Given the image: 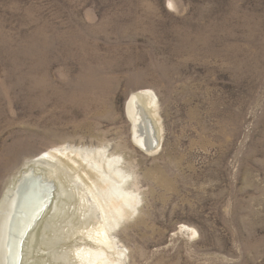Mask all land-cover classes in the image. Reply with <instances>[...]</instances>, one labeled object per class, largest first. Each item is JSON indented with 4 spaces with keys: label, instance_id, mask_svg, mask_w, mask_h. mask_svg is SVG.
I'll return each instance as SVG.
<instances>
[{
    "label": "rangeland",
    "instance_id": "374dc122",
    "mask_svg": "<svg viewBox=\"0 0 264 264\" xmlns=\"http://www.w3.org/2000/svg\"><path fill=\"white\" fill-rule=\"evenodd\" d=\"M138 92L152 153L125 113ZM70 148L105 151L118 192L41 165L56 199L26 264H264V0H0V201Z\"/></svg>",
    "mask_w": 264,
    "mask_h": 264
},
{
    "label": "bare ground",
    "instance_id": "6f19581e",
    "mask_svg": "<svg viewBox=\"0 0 264 264\" xmlns=\"http://www.w3.org/2000/svg\"><path fill=\"white\" fill-rule=\"evenodd\" d=\"M153 104H154V100L147 93L138 92L137 94H132L128 98L126 102V106H125L126 116L131 121V125H132V141L136 146H138L145 153H152L156 151L158 149L159 140H160L159 132L157 128L155 127L156 120L154 118V105ZM151 133H152V137H154L156 141V147L154 150H151L148 146L150 144L149 140H150ZM62 158L65 160V163L64 164L62 163V167H65L64 169H65L66 176L69 175L68 178H73L72 180L73 182L75 178L77 180L76 182L80 184L79 186L76 187V190H75L76 193L78 192L77 195L80 194L79 189H81V185H85V188H87L88 190L91 188L93 189V187L100 189V186H101L100 184L105 183V182H108L110 184L111 187L109 189L112 188V191L118 192V190H116L117 184L114 181L110 180L107 175H104L105 173H103L104 170L106 169L108 170V173L111 174L114 171L113 168L115 167V163H116L113 160L107 159L105 151H101V150L94 151L90 149L88 150V149H71L70 148V149H65V150L63 149V150L49 151V152L43 153L39 157L32 159L31 161L28 162L27 165L25 164L26 166H25L24 171H22L18 176L15 177L14 181L11 183L8 190L2 197V200L4 199V197L7 196V193L10 190H14L12 192L13 194L8 196L7 200L4 201L2 204L0 203V264H17L18 255H19L18 254L19 246L21 248V245H22L21 264L27 263L28 256L30 254L29 248L31 250L33 248V246H31L32 239H33L32 236L35 233V230L37 229L38 225L42 222V220L45 218V215L48 213L49 206L52 205L53 201H55L56 199L55 194H54L53 181L45 173L41 174L40 168L42 167L41 165H47L48 167L49 166L48 164H52L54 167H56L54 164L56 163L59 164L60 163L59 159H62ZM73 182L71 184H74ZM115 184H116V187H115ZM89 193L91 192L89 191ZM109 199L110 197H108V200ZM104 227L105 226L103 225L102 227L99 228L100 229L99 231L101 232L100 238L92 239L93 244H95V247L102 246L103 244L107 246L106 241H108V236L111 230L113 229V226L111 228L109 227L108 231L105 230ZM25 231H27V233H26L25 240L23 242L21 240H22L23 233ZM92 240H88V241H90L92 244ZM83 247L85 246L83 245ZM79 250L78 251L76 250V252L73 253V255H75L77 258L85 257L84 255L87 252H84V251L86 249L85 250L83 249L84 250L83 252H81L82 250L81 251ZM85 258L84 260L88 262L87 261L88 259H85ZM74 260H76V258ZM91 261L94 262V259Z\"/></svg>",
    "mask_w": 264,
    "mask_h": 264
},
{
    "label": "water",
    "instance_id": "95a60500",
    "mask_svg": "<svg viewBox=\"0 0 264 264\" xmlns=\"http://www.w3.org/2000/svg\"><path fill=\"white\" fill-rule=\"evenodd\" d=\"M150 144L148 145L149 146V148L151 149V150H154L155 149V147H156V141H155V139H154V137H152V133H151V136H150ZM19 183V182H18ZM17 183V184H18ZM14 190H10L8 193H7V196L6 197H4V199L3 200H1V204L4 202V201H6L7 200V197L8 196H10V195H12ZM51 191V190H50ZM49 191V192H50ZM27 231H28V229H27ZM27 231H25L24 233H23V236H22V240L21 241H23L24 242V240H25V237H26V233H27ZM21 249H22V245H21V248H20V246H19V252H18V260H17V264H21Z\"/></svg>",
    "mask_w": 264,
    "mask_h": 264
}]
</instances>
